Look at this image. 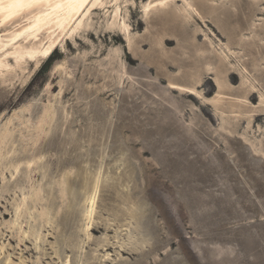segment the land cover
Here are the masks:
<instances>
[{
	"label": "rangeland",
	"instance_id": "374dc122",
	"mask_svg": "<svg viewBox=\"0 0 264 264\" xmlns=\"http://www.w3.org/2000/svg\"><path fill=\"white\" fill-rule=\"evenodd\" d=\"M147 2L121 0L122 6L131 4L122 8L131 42L145 34L140 12ZM193 3L208 24L197 28L214 44L229 45L233 53V88L238 89L243 74L242 83L256 91L246 108L257 109L259 96L264 103V0ZM219 11L225 13L218 21L221 28L227 27L224 19L243 23L242 33L231 40L241 39L243 47H232V42L216 36V28L209 23L217 20ZM111 13L112 8L105 15L96 12L94 28L105 25ZM20 20L1 28L0 34H7ZM99 35L63 42L36 70L23 66L0 79V264H264V159L254 155L249 145L264 152V117L253 120L248 128L242 121L231 137L219 133L215 122L214 133L205 127L194 128L193 133L183 131L187 125L193 127L185 111L197 108L187 98L185 115L182 112L183 119L178 118L183 130L176 129L175 120L166 113L157 121L148 119L156 106L153 93L144 88L146 95L136 97L139 105L131 108L123 96L126 83L118 91L117 76L109 71L110 51H127L126 43H112L110 34ZM97 62L103 64L104 73L95 80L89 70H95ZM52 109L58 119L53 124L48 119ZM140 112L149 114L135 116ZM118 116L137 123V130L119 131ZM111 121L115 126H109ZM21 149L27 151L25 155ZM36 150L53 155L47 160L49 178L42 180L43 170L37 169L28 182L20 174L23 166L20 177H11L12 165H22ZM96 182L94 230L87 232L83 203ZM131 184L141 206L149 211L138 221L140 232L149 235L153 244L146 256L118 251V242L123 246L130 242L125 235L129 221L118 224V191L126 194ZM40 188L45 191L44 202L33 206L29 201L26 214L17 219L20 198H29ZM129 203L122 201V212L131 207ZM46 211L51 214L48 221H39L38 214Z\"/></svg>",
	"mask_w": 264,
	"mask_h": 264
},
{
	"label": "bare ground",
	"instance_id": "6f19581e",
	"mask_svg": "<svg viewBox=\"0 0 264 264\" xmlns=\"http://www.w3.org/2000/svg\"><path fill=\"white\" fill-rule=\"evenodd\" d=\"M177 2H181V6H177ZM130 6L131 4L122 6L121 0H0V30L15 19L21 18L16 23L17 25L13 26V29L10 28L11 31L7 34H0V79L3 80L11 72L14 74L17 69L21 70L23 66L32 65L36 70L43 61L49 59L56 52L58 46L63 42L68 43L70 40L75 43L78 39L77 36L89 39L92 35L101 37L99 33L102 32L112 35L110 40L112 43L120 40L126 43L127 51L118 52L117 49L110 51L108 64L109 71L117 76L115 84L118 86V91H122L126 83L128 90L123 95L126 104L135 109L139 105L135 102L137 98L146 95L143 91L144 88L152 92L153 97L156 98L154 102L156 106L152 111L150 110L152 114L148 119L157 121L160 114L166 113L175 120V128L183 130L184 127L178 124V118L183 119L185 115L183 107H185V103H188L187 98L193 100L197 104V108L192 106L185 111L191 116L193 127L187 125L188 129L183 131L193 133L194 128L205 127L207 130L210 129V133H214L211 126L215 122L219 133L225 132L227 137H231L232 131L239 127L242 121L246 120L248 128L253 120L256 121L258 118L264 117V109H260V106L264 105L262 96H259L260 101L257 109L247 110L246 108L247 99L252 98L256 91L253 86L247 88L242 83L243 74L240 75L241 84L238 89L233 88L232 83L236 78V73L232 70L231 65L233 53L229 45H223L220 41L214 44L206 34H203V31L197 28L200 24L204 26H208V24L194 5L193 0H148L140 12L142 23L146 25L145 34L133 42L130 38L131 29L122 14V8ZM108 8H112V13L109 17L107 16L105 25L94 28L92 16L96 12H103L105 15ZM224 16V12H216L217 20H210L209 24L216 28V36L219 35V38L232 42L231 40H234L233 38L244 30L243 23L240 20L229 19L226 21L224 19L227 27L223 29L218 21ZM152 34L154 37H151ZM201 37L203 38L201 39ZM89 39L86 41L91 43ZM231 45L232 47H243V41L237 39ZM145 46H148L147 51H142ZM170 46L172 47L170 48ZM10 61L13 64H9ZM96 64L95 70H89V74L95 80L102 78V73H104L103 64L100 62ZM132 65H135L134 69L131 67ZM58 68L63 70L64 66L60 65ZM152 70H154V75H151ZM243 72L247 73L245 67H243ZM132 75H138L140 78H134ZM98 91L100 89L92 92L91 95ZM128 110L130 113V109ZM147 114L149 112H140L135 116L145 117ZM48 115H50L48 117L50 122L56 123L55 110L52 109ZM64 120L66 119L64 118ZM109 126H115V123L113 124L111 121ZM118 130L134 133L137 130V123H133L127 117L118 116ZM33 135L35 134L33 133ZM29 136L32 137V135ZM42 136L40 137L43 138ZM45 136L47 137L46 133ZM243 141L249 143L245 136H243ZM249 145L254 155H260L264 159L262 148H257L253 143H249ZM26 149L29 150L28 147ZM22 151L24 153L21 151L20 153L25 155L26 150ZM36 152L30 156L27 153L29 157L27 156L28 158L22 165L21 163L13 164L11 177L19 176L23 166V172L20 174H23L28 182L32 177L31 174L35 173L37 169L43 170L41 179L47 180L49 178L47 160L53 158V155L48 157L45 152ZM23 159L25 160L24 157ZM148 181H151V178H148ZM97 185L98 182L93 185L91 193H85L83 204L86 209L83 213L87 221L86 231L94 230L91 221L95 213ZM135 188V184H131L130 190L126 194H121L118 191V224L120 220H128L130 224L125 233L130 241L129 246L120 245L118 242V251L134 256H146L151 254L153 244L149 235L140 232L138 221L143 216L149 215V211L141 206V199L135 193ZM44 200L45 191L41 188L30 194L29 198L22 196L15 208L17 219L26 214L29 201L33 206H36ZM122 201H128L131 204V207L127 208L125 212L120 209ZM49 215L51 214L46 211V213L38 214L37 219L47 222ZM52 215L55 217L57 214ZM37 219L35 218L34 221ZM120 233L122 232L118 227V240Z\"/></svg>",
	"mask_w": 264,
	"mask_h": 264
},
{
	"label": "water",
	"instance_id": "95a60500",
	"mask_svg": "<svg viewBox=\"0 0 264 264\" xmlns=\"http://www.w3.org/2000/svg\"><path fill=\"white\" fill-rule=\"evenodd\" d=\"M189 249H190L191 253L194 254V252L192 251V248H191L190 244H189Z\"/></svg>",
	"mask_w": 264,
	"mask_h": 264
}]
</instances>
